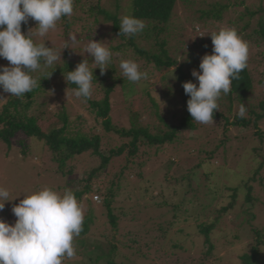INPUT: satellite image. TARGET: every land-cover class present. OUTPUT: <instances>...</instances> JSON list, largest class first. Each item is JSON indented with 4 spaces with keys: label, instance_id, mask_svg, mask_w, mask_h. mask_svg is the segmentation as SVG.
<instances>
[{
    "label": "rangeland",
    "instance_id": "374dc122",
    "mask_svg": "<svg viewBox=\"0 0 264 264\" xmlns=\"http://www.w3.org/2000/svg\"><path fill=\"white\" fill-rule=\"evenodd\" d=\"M218 1L226 4L236 0H192L191 6L182 0L177 2L171 20L173 36L170 34L169 38L170 53L177 65L159 71L148 67L132 49L116 52L121 40L113 32L112 24L105 22L104 17L97 12L99 5L107 11L117 12L119 17L125 16L131 0H74L72 15L57 21L55 29L50 30L45 37L36 35V22L33 20V24L23 33L27 35L33 29L32 38L36 44H45L61 53V60L50 67L58 68L64 63H71L72 71L85 59L91 61L90 70H97L92 64L93 58L84 53V49L92 39L104 41L112 52L107 68L112 65L117 76L125 80L111 95L113 124L117 128H130V117L137 113L141 126L154 130L161 126L164 129L154 113L151 100L157 103L160 116L168 124L180 125L187 113V103L181 94L178 68L183 67V72L192 76L193 66H199L201 58L212 53L210 35L221 28H235L230 23L238 22L245 13L242 7L236 13L235 10H228L224 14V21H211L207 29L195 24L197 28L193 31L192 23L197 10ZM255 2L264 9V0H248L247 6L257 10ZM261 16L264 17V12L256 15L252 21L253 28H258L256 23ZM182 31V37L192 41L197 39V35L198 39L207 38L193 58L187 53L189 43L186 49L179 48L174 40ZM251 32L248 30L238 35L249 46L248 66L255 81V91L249 101L258 105L264 101V42L257 36L254 40H260L258 43L253 38L248 39ZM72 36L76 37L75 43L70 40ZM121 60L136 62L139 71L147 73V79L135 83L128 81L119 67ZM8 64V61L0 58V65ZM174 69L176 79L169 78ZM67 85L63 75L52 78L45 94L39 95L34 101L30 114L40 117V124L49 128L59 124L57 122L62 111L73 122L80 115L86 117L89 124L87 130L103 135L101 152L106 157L110 156L112 149L126 141L112 134L104 135L102 127L89 113V104L84 98L68 92ZM91 91L92 99L102 97V92L97 95L94 89ZM3 95L0 97V110L10 97L7 93ZM217 103L216 113L226 118L238 108L223 94ZM196 124V130L181 132L174 145L160 149L143 147L135 158L114 157L101 171L98 170L102 165L101 157L89 153L75 156L66 164V177L57 173L58 163L53 161L51 153L39 140L23 134L16 135L10 145L0 140V188L10 193V200L14 199L10 202L0 200V203L5 202L0 219L13 224L16 218L12 214V206L24 196L44 188L61 195L65 189H71L72 192L80 190L87 184L90 175L98 171L88 183L101 194L93 192L78 201L84 218L91 215L94 220L92 231L82 238L86 239L88 246H80L81 238L74 237L75 255L71 259L65 257L62 264H89L87 251L97 241L104 245L96 250L97 254L102 252L106 257L110 253L107 249L110 242L117 247L125 264H243L240 257L250 253L255 240L253 229L264 235V142L256 135L258 132L264 133V120L254 130H237L227 125L223 118L213 119V123ZM70 171L72 174H68ZM248 185L252 187L254 200L249 204L246 203ZM110 187H113L115 194L112 207L119 217L117 230L111 226L104 208L97 203L100 200L103 203V192ZM236 188L239 191L237 198L233 199L234 192L231 189ZM96 195L100 199H96ZM175 204L182 205L184 211H176ZM226 208L228 210L223 211ZM250 209L254 215L244 212ZM215 222L208 244L197 225ZM159 226L169 229V233L166 229L168 235L165 239L157 230ZM261 249L260 264H264V245Z\"/></svg>",
    "mask_w": 264,
    "mask_h": 264
},
{
    "label": "trees",
    "instance_id": "16d2710c",
    "mask_svg": "<svg viewBox=\"0 0 264 264\" xmlns=\"http://www.w3.org/2000/svg\"><path fill=\"white\" fill-rule=\"evenodd\" d=\"M178 1L179 0H131V3L126 8L127 13L125 15H133L134 17L143 20L146 25L144 31L135 36H126L123 34L119 35L121 17H119L117 12L113 13L107 11L106 9L101 8L99 5H97V12L104 17L105 22L112 24L113 32L116 33L121 40V46L115 49L116 52H126L128 49H132L137 57L143 60L148 67H152L159 71L171 69L177 65V62L173 59L170 53L169 38L170 34L173 36V33H171V20ZM182 1L189 3L190 6L192 5L190 4L192 0ZM247 1L248 0H236L234 3L230 2L226 4L218 1L211 6L207 5V7L203 9L201 8L199 11L197 10L196 18L192 23L193 31L195 28H197L195 24L201 26L203 29H207L209 28L208 26L211 21H224L226 11L229 10L231 12V10H235L234 12L236 13L242 7L245 8V13L241 15V18L238 19V22H231L230 25L235 27L238 34L252 30V32L248 35V39L253 38V41L256 43L260 42V40L264 42V17L261 16L257 21L256 24L258 28L252 27V21L255 19L257 14L262 15L264 9L261 4L258 7L255 2L257 10H254L253 7L249 5L247 6ZM259 2H261V0H259ZM204 6H206L205 3ZM95 22H97V20H95ZM31 24H33L32 20H29L28 24L26 25L22 24V32L26 31L31 26ZM34 25L37 26V23H34ZM199 29L200 28L198 27V30ZM161 36L164 37L162 40L160 38ZM182 36H184V31L176 35L174 40L177 41L179 48H185L188 46L187 43H189L190 46H188L187 53H189L190 58H193V56L198 53V50L207 40V38L198 39V35L197 39L193 41ZM256 36L260 40H254V37ZM192 62L191 64H193ZM89 64H91V61H89ZM71 67V63H64L62 67L58 68L42 67L41 69L35 71L36 73H31L32 77L37 80V86L33 89V91L24 94L22 97H8L7 102L0 110L1 141L10 145L11 140L19 134H23L28 138L39 140V142L43 143L47 152L49 154L51 153L50 155H52L53 161L58 163L57 173H60L66 177L67 174L64 171L66 164L75 156H82L83 154L89 153L93 156L101 157L102 165L98 169L101 171L110 164L114 157L126 156L128 158H135L138 156L141 148L143 147H148L149 149H160L164 146L174 145L181 132L185 130L197 129V124L192 120L188 111L185 117L181 119L180 125L168 124L167 121L162 116H160L157 109L158 105L153 99L151 101L153 102L155 108L154 113L156 114L160 123L163 125L164 129L161 126H159L160 128L157 130L151 129L148 126H141L139 123L140 117L137 113H134L130 117V128H117L113 124L111 117V95L117 86L125 83V80L117 76L116 70L112 65L109 66V69H107L103 75H101L99 69L95 71L92 70L94 75L92 80V89L95 90L97 95L98 92H102V97L99 99L90 98L86 102L89 104V113L91 117H94V120L102 127V133H104V135H115L118 138L125 140V143H123L120 147L112 149L110 156L106 157V154L102 153L100 148L103 135L99 132H95L94 130H87L89 124L86 117L84 118L80 115L78 116L77 120L73 122L64 111L60 113L58 118L59 121L57 123L60 125L58 124L54 127L51 126L50 128L45 127L40 124V117L30 114L34 101L37 100L39 95L45 94L44 91L50 86L52 78L63 75L65 79L68 71H72ZM193 70L199 71V66H193ZM178 73L183 101L187 103V100L190 97L185 95L182 84L187 81H192L195 83L196 80L192 76H187L183 72V67L178 68ZM67 84L68 85L66 86V89L68 92H73V89L76 88V85L72 83ZM254 91L255 81L249 66H247V68L239 74V79L232 81L231 90L227 94L229 102L231 104L236 103L238 105L237 111L231 114L228 118L215 112L213 119L223 118L227 125H230L237 130L257 129L259 123L264 120V101L259 102L258 105L250 103L249 98L250 95L254 93ZM242 103L246 106V115L244 118H240L238 116L239 107ZM256 135L259 136L261 142H264V133L258 132ZM262 167L263 165L261 164L260 169H262ZM127 168L128 167L125 169ZM94 173L90 175L89 180H91ZM68 174H72V171H70ZM88 182L82 188L80 187V190L73 191L78 201H81L85 196L90 195L93 192L101 194L99 190H94L91 184ZM246 188L248 189L246 203L249 204L254 202L252 198V187L248 185ZM231 190L234 192L232 195L233 199H236V195L239 190L237 188ZM114 195L113 187H110L108 190L106 189V191L103 192V203L101 200L97 203L104 208L111 226L113 229L117 230V228H119V217L115 214L112 207ZM96 196L97 199H100V196ZM174 206L173 207L176 209V211H184V207L182 205L180 206L179 204H175ZM232 206L233 205L231 204L230 207ZM163 207H166V205ZM227 210L228 208L224 209L223 211ZM244 212L253 214L251 209ZM93 222V217L91 215H87L83 221L82 231L78 235L81 238L80 246L84 248H86L88 245L85 242L86 239L82 240V238L90 234L92 231ZM215 225L216 222L211 224L200 223L197 225L200 229V232L203 234L206 243L208 244H210V234ZM166 229L169 233V229L166 227L159 226L157 228L159 233L162 234L163 239H165V237L168 235ZM253 232L255 234V240L251 246L250 253L244 254L240 257V260L243 264H260L262 256L261 248L264 245V235L257 229H253ZM103 246L104 245L99 244L97 241L92 245L90 250L87 251V256L89 257L90 261L89 264H125V260L122 259L117 247L110 242L108 243L109 248H107L110 253L106 257L103 256L102 252L97 254L96 250L98 248H103ZM210 248L213 249V246H210Z\"/></svg>",
    "mask_w": 264,
    "mask_h": 264
},
{
    "label": "clouds",
    "instance_id": "9594fccd",
    "mask_svg": "<svg viewBox=\"0 0 264 264\" xmlns=\"http://www.w3.org/2000/svg\"><path fill=\"white\" fill-rule=\"evenodd\" d=\"M73 3L74 0H0V58L9 62L8 66L0 65V97L3 93L22 97L33 91L37 80L31 73L61 60V53L34 42L33 29L24 34L22 24L35 21L36 35L45 37L55 29L57 21L72 15ZM145 27L143 20L125 15L120 18L119 35L135 36ZM210 37L212 53L205 54L199 71L191 73L197 83L182 84L185 95L190 97L187 111L192 120L200 124L213 123L218 99L222 93L230 92L232 81L239 79L249 58V46L235 28H221ZM70 40L75 43L76 37ZM84 53L93 58L92 64L103 75L112 57L104 41L92 39ZM119 67L130 82L147 79V73L139 71L138 64L132 60H121ZM174 72L175 69L169 78L176 79ZM93 76L85 59L75 70L68 71L65 80L76 85L73 89L76 97L87 101L92 95ZM245 115L246 106L242 103L238 116L244 118ZM9 196L6 189L0 188V200L13 201ZM5 202L0 203V211ZM11 211L16 218L13 224L0 219V264H62L65 257H74L73 240L82 231L84 215L71 189H65L61 195L44 188L24 196Z\"/></svg>",
    "mask_w": 264,
    "mask_h": 264
},
{
    "label": "built area",
    "instance_id": "2783aa9c",
    "mask_svg": "<svg viewBox=\"0 0 264 264\" xmlns=\"http://www.w3.org/2000/svg\"><path fill=\"white\" fill-rule=\"evenodd\" d=\"M96 199H97V197H96Z\"/></svg>",
    "mask_w": 264,
    "mask_h": 264
}]
</instances>
